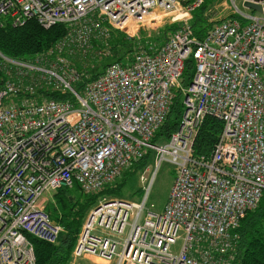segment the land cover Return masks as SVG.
<instances>
[{
	"label": "built area",
	"instance_id": "2783aa9c",
	"mask_svg": "<svg viewBox=\"0 0 264 264\" xmlns=\"http://www.w3.org/2000/svg\"><path fill=\"white\" fill-rule=\"evenodd\" d=\"M204 0H0V27L28 20L67 34L28 60L0 54V264H36L30 238L55 243L64 231L46 211L44 194L77 187L96 197L77 233L71 257L111 264H236L237 228L264 192V0L259 15L241 12L211 24L197 38L188 23ZM161 10L180 21L158 47L112 61L95 78L71 58L91 39L142 25ZM102 55L103 51H97ZM70 57V58H69ZM194 60L190 82L184 63ZM67 62V63H66ZM68 94L45 97L40 90ZM181 114L168 138L153 137L176 92ZM206 117L222 123L207 154L195 138ZM148 153L139 200L103 194ZM175 175L161 211L147 204L157 167ZM182 234L177 254L170 247Z\"/></svg>",
	"mask_w": 264,
	"mask_h": 264
},
{
	"label": "trees",
	"instance_id": "16d2710c",
	"mask_svg": "<svg viewBox=\"0 0 264 264\" xmlns=\"http://www.w3.org/2000/svg\"><path fill=\"white\" fill-rule=\"evenodd\" d=\"M209 0L204 2L193 10L190 26L193 34L201 39L210 29L211 24L207 22L204 14L207 10ZM231 17L239 18V15L234 14ZM176 26L172 25L171 29ZM115 32V33H114ZM65 34L64 26L61 24L54 25L48 29L41 27L36 21L28 20L24 25L19 27H11L9 25L0 27V54L11 59L28 60L35 54L46 51L50 48L60 37ZM110 38V39H109ZM110 44L112 45V53L109 57H114L118 54L119 45H123L125 40L123 34L114 30L109 36ZM163 41V40H162ZM161 41V42H162ZM164 42V41H163ZM162 42V43H163ZM161 43V44H162ZM151 44V43H150ZM146 42L142 49L151 52L156 48ZM160 44V45H161ZM133 53L129 55L121 54L112 61L126 62L131 59ZM72 59V58H71ZM104 64L99 69L86 70L84 73L82 68L77 65L78 73H82L81 80L78 81L74 87L80 89L84 82L98 76L104 68L110 63ZM194 69V60L188 57L184 63V70L182 73L181 83L183 86L188 85L192 78ZM90 72V73H89ZM88 74V76L86 75ZM90 74V75H89ZM3 71L0 70V85L5 81ZM41 94L53 99H66L68 94L51 91L50 89L40 90ZM181 114V94L176 92L171 110L167 115L163 124L159 127L153 137V142H161L168 138L170 133L177 127ZM222 123L211 117H206L200 125L194 143V151L196 155L207 154L213 147L217 137L221 131ZM148 153L141 161L133 165L134 170H140L149 162ZM116 183L113 187L104 189L103 194L109 195L112 189H116ZM65 189H60L53 193L54 196L61 195ZM96 197H92V201L85 209V215L88 209L95 203ZM52 218L54 215L50 212ZM61 224L64 231L60 233L55 243H48L36 238H30L34 248L36 264H68L71 259V250L74 246L77 233L82 222L77 220L75 225H70L64 219ZM63 221V216L60 217ZM239 240L236 248V264H264V192L257 207L246 212L241 219L239 227L237 228Z\"/></svg>",
	"mask_w": 264,
	"mask_h": 264
},
{
	"label": "rangeland",
	"instance_id": "374dc122",
	"mask_svg": "<svg viewBox=\"0 0 264 264\" xmlns=\"http://www.w3.org/2000/svg\"><path fill=\"white\" fill-rule=\"evenodd\" d=\"M242 1L243 0H209V4L204 16L207 22L212 24L215 21L234 15L237 12L235 7L243 13L253 15L260 14L259 12L245 8L242 4ZM192 13L191 18L188 21L189 24L192 19ZM153 16L154 18L145 24L133 25L126 30H118L123 34L125 40H122L124 41L123 45H119L117 50L118 54L112 58L109 57L112 53V45L110 44L109 40L110 38L104 39V41H100L101 39H91V48H89V50L84 53L77 54L71 59V66L73 67V70L78 69L77 65L82 68L81 70H83L84 73L86 70L93 71L95 68L99 69L104 64L110 62L113 58H116L121 54L129 55L131 53L137 52V50L146 42H149V44L151 43L150 45L153 47H158L174 30L171 29L172 25L178 27L179 23H181L180 21H172L173 15L161 10H157ZM64 29V35H66L68 30L70 31V27H64ZM99 50L103 51L102 55L97 54V51ZM3 75L6 77V73L4 71ZM86 75L88 76V74ZM153 162L154 156L150 153L149 162L147 163L150 164V172L154 169ZM139 174L140 170H134L133 167L127 168L115 182L117 188L112 189L109 196L122 199L139 200L144 195L145 191L143 184L139 180ZM174 175V166L166 161H163L157 167L154 179L148 191L147 200L148 206L151 203L153 204V211L159 212L163 209L172 185ZM43 197L46 211L49 214L51 212L54 215V218H52V215L50 214L51 218L59 224H63L66 217V220L72 226L77 223L78 219L80 222H83L85 218V209L87 208L86 204H90L92 201V196L82 194L77 187L65 189V192L61 195L54 196L53 193H51L44 194ZM61 216H63V221H60ZM181 244L182 234L181 231H179V237L170 247L171 252L177 254Z\"/></svg>",
	"mask_w": 264,
	"mask_h": 264
},
{
	"label": "crops",
	"instance_id": "0c3cea01",
	"mask_svg": "<svg viewBox=\"0 0 264 264\" xmlns=\"http://www.w3.org/2000/svg\"><path fill=\"white\" fill-rule=\"evenodd\" d=\"M111 264V263H107L106 261H104L103 259L97 258L95 256H84L78 259H73L71 257L70 261L68 264Z\"/></svg>",
	"mask_w": 264,
	"mask_h": 264
},
{
	"label": "water",
	"instance_id": "95a60500",
	"mask_svg": "<svg viewBox=\"0 0 264 264\" xmlns=\"http://www.w3.org/2000/svg\"><path fill=\"white\" fill-rule=\"evenodd\" d=\"M259 1L261 0H243L242 1V4L245 8H248L252 11H255V12H261V7H260V4H259Z\"/></svg>",
	"mask_w": 264,
	"mask_h": 264
}]
</instances>
